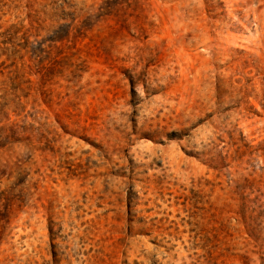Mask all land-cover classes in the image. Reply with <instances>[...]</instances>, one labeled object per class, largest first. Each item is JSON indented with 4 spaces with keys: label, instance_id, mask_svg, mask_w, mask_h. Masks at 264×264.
Returning <instances> with one entry per match:
<instances>
[{
    "label": "rangeland",
    "instance_id": "obj_1",
    "mask_svg": "<svg viewBox=\"0 0 264 264\" xmlns=\"http://www.w3.org/2000/svg\"><path fill=\"white\" fill-rule=\"evenodd\" d=\"M0 264H264V0H0Z\"/></svg>",
    "mask_w": 264,
    "mask_h": 264
}]
</instances>
